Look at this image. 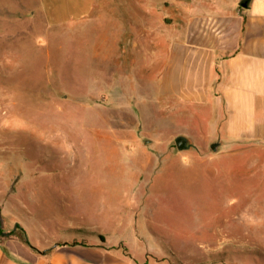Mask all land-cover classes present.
<instances>
[{"label": "rangeland", "instance_id": "rangeland-1", "mask_svg": "<svg viewBox=\"0 0 264 264\" xmlns=\"http://www.w3.org/2000/svg\"><path fill=\"white\" fill-rule=\"evenodd\" d=\"M111 2L0 0V241L26 233L38 252L104 235L140 256L150 235L148 262L264 264V142L221 153L178 129L180 152L128 51L102 55Z\"/></svg>", "mask_w": 264, "mask_h": 264}, {"label": "crops", "instance_id": "crops-1", "mask_svg": "<svg viewBox=\"0 0 264 264\" xmlns=\"http://www.w3.org/2000/svg\"><path fill=\"white\" fill-rule=\"evenodd\" d=\"M241 1L117 0L100 20L102 55L109 60L114 50L128 51L142 105L177 136L187 130L205 147L221 145V153L247 149L239 143L245 139L264 142V0H251L249 9ZM137 236L145 248L140 256H125L118 249L124 241L104 235L40 252L4 240L0 264H168L167 257L148 262L157 254L148 244L152 236Z\"/></svg>", "mask_w": 264, "mask_h": 264}, {"label": "water", "instance_id": "water-1", "mask_svg": "<svg viewBox=\"0 0 264 264\" xmlns=\"http://www.w3.org/2000/svg\"><path fill=\"white\" fill-rule=\"evenodd\" d=\"M250 2L251 0H242L239 5L242 7V8H245V9H249V6H250ZM175 143H176V147L177 149L182 152V151H186V150H189L191 147H192V144L190 143L189 139L184 137V136H178L175 140ZM217 147H218V144H213L212 145V149L214 151L217 150ZM4 228V218H3V214H2V209H1V206H0V233L2 234V236H9L10 233H5L3 232Z\"/></svg>", "mask_w": 264, "mask_h": 264}, {"label": "trees", "instance_id": "trees-1", "mask_svg": "<svg viewBox=\"0 0 264 264\" xmlns=\"http://www.w3.org/2000/svg\"><path fill=\"white\" fill-rule=\"evenodd\" d=\"M16 228H20L19 225L16 226ZM101 239H102V241L104 242V238L102 237ZM24 242H25V243H26L31 249H34V250H35V248L31 245V243H30V241H29V237L27 236L26 233H25V239H24ZM124 249H125V252L127 253V256H130V254H129V252H128V249H127V248H124ZM36 251H37V249H36ZM38 252H40V251H38Z\"/></svg>", "mask_w": 264, "mask_h": 264}, {"label": "flooded vegetation", "instance_id": "flooded-vegetation-1", "mask_svg": "<svg viewBox=\"0 0 264 264\" xmlns=\"http://www.w3.org/2000/svg\"><path fill=\"white\" fill-rule=\"evenodd\" d=\"M4 228H5V223H4ZM4 228H3V230H2L3 232H5ZM5 233H10V234H9V236H10L12 232H5ZM0 235L2 236L1 233H0ZM9 236H5V237H9ZM3 237H4V236H3Z\"/></svg>", "mask_w": 264, "mask_h": 264}]
</instances>
